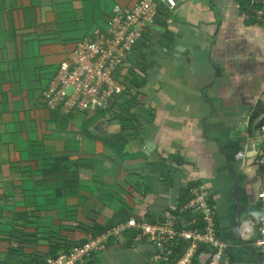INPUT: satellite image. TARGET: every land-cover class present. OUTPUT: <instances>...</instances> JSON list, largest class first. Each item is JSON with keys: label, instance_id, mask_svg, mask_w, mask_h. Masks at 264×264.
Masks as SVG:
<instances>
[{"label": "crops", "instance_id": "0c3cea01", "mask_svg": "<svg viewBox=\"0 0 264 264\" xmlns=\"http://www.w3.org/2000/svg\"><path fill=\"white\" fill-rule=\"evenodd\" d=\"M140 1L0 0V264H47L167 213L176 230L193 231L201 217L186 206L199 187L229 264H260L261 169L246 123L264 101V18L245 1L162 3L107 106L67 113L41 101L78 43L108 34L115 8ZM140 236L111 238L81 264H166ZM209 253L200 246L193 264H208Z\"/></svg>", "mask_w": 264, "mask_h": 264}, {"label": "built area", "instance_id": "2783aa9c", "mask_svg": "<svg viewBox=\"0 0 264 264\" xmlns=\"http://www.w3.org/2000/svg\"><path fill=\"white\" fill-rule=\"evenodd\" d=\"M243 1L249 5L251 16L255 19L264 18V0ZM162 3L170 8L177 6L174 0H141L127 13L116 7L108 34L98 29L96 38L79 42L72 60L59 67L49 88L43 92L41 101L50 109L63 105L67 113L107 106L123 89L117 74L129 50L141 37L143 28L154 20L158 5ZM259 142L257 163L261 172L255 219V250L260 257V264H264V128ZM186 207L200 215L201 227L193 231H178L174 228L175 218L171 213H167L165 223L159 225L131 220L75 247L58 259L48 260L47 264H81L92 255L104 252L111 238L122 239L129 230L139 231L140 239L147 240L154 247L158 261L166 264H193L200 246L211 250L208 264H229L225 246L218 235L216 211L211 204L210 194L204 187L194 189Z\"/></svg>", "mask_w": 264, "mask_h": 264}, {"label": "flooded vegetation", "instance_id": "af4514ba", "mask_svg": "<svg viewBox=\"0 0 264 264\" xmlns=\"http://www.w3.org/2000/svg\"><path fill=\"white\" fill-rule=\"evenodd\" d=\"M253 103H251V105H252ZM250 105V107H252ZM263 107V110H264V101H263V103L260 105V107ZM259 125H262V126H260L259 128H257V126H259ZM264 128V112L262 113V115H261V118L260 119H258V121H257V123L254 125V127H253V132L250 134V136L253 138V140H254V142L256 143L255 144V146H256V148H257V150L259 149L258 148V143H260L259 142V139H260V136H261V131H262V129ZM249 131V130H248ZM250 132V131H249ZM248 133V132H247ZM242 158H243V156H241ZM259 172H261V170H259ZM260 174V173H259Z\"/></svg>", "mask_w": 264, "mask_h": 264}, {"label": "water", "instance_id": "95a60500", "mask_svg": "<svg viewBox=\"0 0 264 264\" xmlns=\"http://www.w3.org/2000/svg\"><path fill=\"white\" fill-rule=\"evenodd\" d=\"M263 103V101H259L256 104H253V109H255L253 115L251 116V118H249V123L246 124H250V125H255L258 121V119L261 118L262 113L264 112L263 107L260 105ZM262 125L257 126V128H259ZM261 128V127H260Z\"/></svg>", "mask_w": 264, "mask_h": 264}, {"label": "rangeland", "instance_id": "374dc122", "mask_svg": "<svg viewBox=\"0 0 264 264\" xmlns=\"http://www.w3.org/2000/svg\"><path fill=\"white\" fill-rule=\"evenodd\" d=\"M107 26V25H106ZM59 69V68H58ZM31 78L34 77V74H32V76H30ZM238 130H243V128L239 127ZM258 194V193H257ZM257 194H256V197H257Z\"/></svg>", "mask_w": 264, "mask_h": 264}, {"label": "trees", "instance_id": "16d2710c", "mask_svg": "<svg viewBox=\"0 0 264 264\" xmlns=\"http://www.w3.org/2000/svg\"><path fill=\"white\" fill-rule=\"evenodd\" d=\"M243 3V6H245V3L244 2H242ZM249 11V10H248ZM249 15L251 16V13L249 12ZM217 219V218H216ZM210 250V249H209ZM211 254V250H210V253H209V255ZM206 255V254H205Z\"/></svg>", "mask_w": 264, "mask_h": 264}, {"label": "clouds", "instance_id": "9594fccd", "mask_svg": "<svg viewBox=\"0 0 264 264\" xmlns=\"http://www.w3.org/2000/svg\"><path fill=\"white\" fill-rule=\"evenodd\" d=\"M213 206V205H212ZM214 207V206H213ZM216 211V210H215ZM217 231H218V229H217ZM219 235V234H218ZM224 244V243H223ZM224 246H225V244H224Z\"/></svg>", "mask_w": 264, "mask_h": 264}]
</instances>
